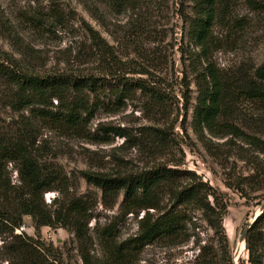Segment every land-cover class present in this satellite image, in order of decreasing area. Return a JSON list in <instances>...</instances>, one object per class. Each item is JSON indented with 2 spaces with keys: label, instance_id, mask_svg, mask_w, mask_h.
I'll return each instance as SVG.
<instances>
[{
  "label": "rangeland",
  "instance_id": "374dc122",
  "mask_svg": "<svg viewBox=\"0 0 264 264\" xmlns=\"http://www.w3.org/2000/svg\"><path fill=\"white\" fill-rule=\"evenodd\" d=\"M192 0H0V52L15 58L30 72L93 75L103 84L98 103L88 119L84 137L40 128L37 143L44 158L58 164L68 178V196L89 195L96 200L88 223L92 242L91 264L104 258L95 230L116 224L118 241L133 238L145 210L124 214L121 194L112 207L102 203V191L82 176L83 171L118 175L135 173L159 164L194 171L207 181L226 204L223 226L232 264H248L240 247L245 227L254 222L264 204V153L233 135L204 137L191 126L196 103L195 77L203 71L198 49L188 41ZM228 22L242 25L211 30V54L221 69L241 63L264 62V12L251 11L244 0H231ZM126 76L149 83L156 94L128 86L118 99L114 79ZM188 82V109L181 91ZM93 100V98H91ZM55 103V102H54ZM15 114L0 104V130ZM236 118V120H235ZM234 120V121H233ZM233 123L264 140V109L240 100ZM253 124L254 129H246ZM261 168V171H256ZM11 183H18L12 163L6 166ZM57 191L43 193L48 205ZM92 199V202H93ZM61 200V199H60ZM161 197V209H149L155 219L170 210ZM52 208V207H51ZM179 233L173 239L157 237L136 246L131 264H225L218 240L201 211L179 206ZM14 234L51 244L61 256L58 264H84L74 235L63 227H36L30 216ZM10 232L0 225V264H8Z\"/></svg>",
  "mask_w": 264,
  "mask_h": 264
},
{
  "label": "trees",
  "instance_id": "16d2710c",
  "mask_svg": "<svg viewBox=\"0 0 264 264\" xmlns=\"http://www.w3.org/2000/svg\"><path fill=\"white\" fill-rule=\"evenodd\" d=\"M230 1L192 0L193 17L188 19L187 37L198 49L203 71L195 77L197 97L191 126L203 137L204 131L213 136L233 135L253 150L264 153V140L233 123L235 105L240 100L264 109V62L259 66L241 63L234 69H221L210 52L211 30L215 26L242 25L239 19L228 22ZM244 1L251 11L264 12V0ZM114 80L122 87L117 86L115 91L118 99L126 97L123 93L130 89L128 86L156 94L154 87L145 80L126 76ZM188 85L184 80L180 94L185 110L189 104ZM103 86L100 78L93 75L30 72L15 58L0 52V104L15 114L0 130V225L6 227L11 236L6 245L8 264H58L61 259L57 248L51 244L24 232L14 234L15 229L23 226L24 216H30L36 227L60 226L69 230L78 243L83 263L91 264L88 245L92 238L88 223L93 217L96 200L90 199L88 194H66L68 178L58 164L44 158L37 136L40 128H49L84 137L88 119L98 106L94 98ZM244 127L254 129L253 124ZM8 163L13 164L17 173V184H12L6 174ZM256 171L260 172L261 168L256 167ZM82 176L102 191L105 207H112L121 194L124 214L145 210L133 238L119 242L113 222L95 230L103 264H131L137 245L160 236L173 239L179 233L182 219L176 209L188 205L201 211L218 240L225 264H232L223 226L226 204L213 186L194 171L159 164L135 173L109 175L83 171ZM49 191H57L60 198L54 199L48 208L43 193ZM163 195L171 200V208L153 219L148 210L160 212ZM245 246L248 264H264V208L248 228ZM215 256L209 264H215L212 262Z\"/></svg>",
  "mask_w": 264,
  "mask_h": 264
},
{
  "label": "water",
  "instance_id": "95a60500",
  "mask_svg": "<svg viewBox=\"0 0 264 264\" xmlns=\"http://www.w3.org/2000/svg\"><path fill=\"white\" fill-rule=\"evenodd\" d=\"M263 208H264V204L261 205L260 210L262 211ZM256 217H257V216L254 217V220L256 219ZM251 224H252V222L249 223V224L245 227V229L243 230V232H242V234H241V236H240V239H239L240 242H243V241L245 242V238H246L247 230H248V228L250 227ZM234 264H235V263H234Z\"/></svg>",
  "mask_w": 264,
  "mask_h": 264
},
{
  "label": "bare ground",
  "instance_id": "6f19581e",
  "mask_svg": "<svg viewBox=\"0 0 264 264\" xmlns=\"http://www.w3.org/2000/svg\"><path fill=\"white\" fill-rule=\"evenodd\" d=\"M240 247H241V249L244 248V243L243 242H240Z\"/></svg>",
  "mask_w": 264,
  "mask_h": 264
}]
</instances>
